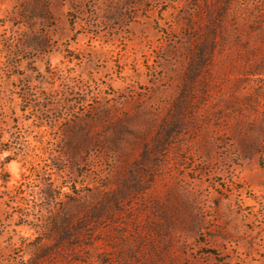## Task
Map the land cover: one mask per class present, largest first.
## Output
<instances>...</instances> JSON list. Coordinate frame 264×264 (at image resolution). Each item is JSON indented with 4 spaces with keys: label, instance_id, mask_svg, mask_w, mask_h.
Segmentation results:
<instances>
[{
    "label": "rangeland",
    "instance_id": "rangeland-1",
    "mask_svg": "<svg viewBox=\"0 0 264 264\" xmlns=\"http://www.w3.org/2000/svg\"><path fill=\"white\" fill-rule=\"evenodd\" d=\"M0 264H264V0H0Z\"/></svg>",
    "mask_w": 264,
    "mask_h": 264
}]
</instances>
